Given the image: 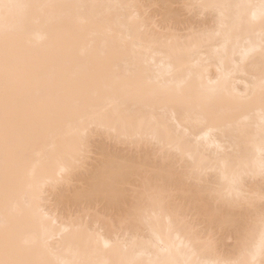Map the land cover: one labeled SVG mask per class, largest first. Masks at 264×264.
<instances>
[{
    "label": "bare ground",
    "instance_id": "obj_1",
    "mask_svg": "<svg viewBox=\"0 0 264 264\" xmlns=\"http://www.w3.org/2000/svg\"><path fill=\"white\" fill-rule=\"evenodd\" d=\"M175 1L0 0L15 5L0 6V261L264 264V0H181L185 11L214 15L199 30L190 20L184 35L169 27ZM6 51L29 70L38 121L14 129L7 145ZM86 133L96 154L134 159L161 177L140 185L138 204L114 211L57 195L78 180ZM238 171L253 176L251 215L230 247L201 242L169 198L168 173L227 193Z\"/></svg>",
    "mask_w": 264,
    "mask_h": 264
},
{
    "label": "snow or ice",
    "instance_id": "obj_2",
    "mask_svg": "<svg viewBox=\"0 0 264 264\" xmlns=\"http://www.w3.org/2000/svg\"><path fill=\"white\" fill-rule=\"evenodd\" d=\"M4 76V138L7 145L14 129L35 127L38 126V121L36 110L28 103L26 84L29 70L16 63L7 51L4 55ZM98 130L102 133L103 126H98ZM73 171L77 173L78 180L68 181L67 187L57 192L58 196L69 200L103 202L114 211L130 209L138 204L140 185L161 178L151 168L134 159L126 157L114 160L107 152L96 154L88 142L87 133L75 156ZM252 178V174L236 172L227 193L204 186L192 175L186 174L181 179L175 172H169L166 179L172 186L170 200L186 209L183 215L185 223L201 242L211 246L220 240L230 241L232 234L242 226L245 212L251 215L252 201L248 198V193L253 190L248 186V180ZM261 179H264V170L261 172ZM60 183L63 184L64 181ZM260 201V223L264 229V185L261 187ZM0 264L5 262L0 261Z\"/></svg>",
    "mask_w": 264,
    "mask_h": 264
},
{
    "label": "rangeland",
    "instance_id": "obj_3",
    "mask_svg": "<svg viewBox=\"0 0 264 264\" xmlns=\"http://www.w3.org/2000/svg\"><path fill=\"white\" fill-rule=\"evenodd\" d=\"M145 0H143V2H144ZM175 1V0H174ZM175 2H180L179 4H181L182 5V7H179V6H181V5H179V4H177V3H174L172 6H173V10L172 11H174V9H175V12L177 13V11L180 13V15H181V18H180V15H179V13H178V18L177 19H180L181 21H179L178 22V20L176 19V21H173V22H176V23H174L173 24V22H171V24H169V27L171 28V29H174V30H177L178 29V33L180 32V34H182L183 33V35L184 34H186L188 31L186 30V29H184L185 27H188V26H185L186 25V23H187V25H188V22L190 21L191 23H190V25L189 26H194L195 25V27H193L195 30L196 29H201L202 27H204V26H210V25H212L213 24V21H214V15H210V14H208L209 12H205V13H207V14H203V13H199L198 12V10L196 11V10H193V12L192 11H187V9H186V11H185V7H184V5L182 4L183 2H181V0H177V1H175ZM171 6V7H172ZM181 8V9H180ZM184 8V9H183ZM183 9V13H182V11H180V10H182ZM149 11H148V13L150 14V16H153L152 18H155V21L157 22V23H162L161 21L163 20V16L161 15V14H159V13H161V11H159V8L158 7H153V8H151V9H148ZM177 10V11H176ZM195 11V12H194ZM190 12H192V13H190ZM197 12V13H196ZM182 13V14H181ZM199 13V15L197 16V14ZM148 14V15H149ZM156 16V17H155ZM208 17V18H207ZM213 18V19H212ZM205 19H207V20H205ZM186 21V22H184V24H181V22L183 23V21ZM204 22H207V23H204ZM177 24V26H175ZM181 26H180V25ZM192 24H194V25H192ZM161 25V24H160ZM164 25V24H163ZM179 25V26H178ZM183 26V28H181ZM164 27V26H163ZM180 27V28H179ZM161 28H162V26H161ZM177 28V29H176ZM181 29V31H179ZM96 143V142H95ZM121 146V145H120ZM118 147V146H117ZM124 147L125 146H123L122 147V151H124V150H128V147L126 148V149H124ZM118 148H120L121 149V147H118ZM117 148V149H118ZM121 151V150H120ZM125 152V151H124ZM127 152V151H126ZM50 194V193H49ZM48 194V195H49ZM47 195V196H48ZM52 197V198H51ZM51 198V200L50 201H52V202H50V204H52V206L53 207H56L55 205V199H54V196H51V195H49V197H48V200ZM54 199V200H53ZM55 202V203H54ZM54 204V205H53ZM59 211L61 210V209H59L58 208V206L56 207ZM61 213H62V210L60 211ZM233 244V241L232 240H230V241H225V245H226V247H230L231 245Z\"/></svg>",
    "mask_w": 264,
    "mask_h": 264
}]
</instances>
